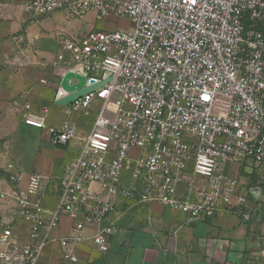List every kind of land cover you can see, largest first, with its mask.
I'll return each mask as SVG.
<instances>
[{"label": "built area", "instance_id": "obj_1", "mask_svg": "<svg viewBox=\"0 0 264 264\" xmlns=\"http://www.w3.org/2000/svg\"><path fill=\"white\" fill-rule=\"evenodd\" d=\"M22 8L31 19L95 13L129 27L91 31L59 49L51 66L56 99L68 72L87 86L112 76L65 107L60 127L48 126V109L26 105L27 123L54 145L77 142L79 150L60 177L6 165L10 188L0 203H13L15 217L2 220L0 264H40L54 243L76 263L88 228L106 254L122 218L119 201L160 204L188 223L224 212L251 219L264 188V37L246 22L264 28V0H23ZM81 110L97 112L83 136L72 121ZM251 176L254 185L245 182ZM64 218L71 233L59 236Z\"/></svg>", "mask_w": 264, "mask_h": 264}, {"label": "crops", "instance_id": "obj_2", "mask_svg": "<svg viewBox=\"0 0 264 264\" xmlns=\"http://www.w3.org/2000/svg\"><path fill=\"white\" fill-rule=\"evenodd\" d=\"M65 21L61 13L32 20L41 27L25 35L28 48L20 53L27 59L0 70V192L10 188L5 172L8 163H15L26 174L40 169L46 177H60L65 163L78 153L79 143L56 146L45 130L24 119L27 104L36 112L48 109L50 127L58 128L66 119V108L55 102L59 82L51 73L60 49L52 30ZM251 28L250 32L264 37V28L257 24ZM77 126L80 136L89 132ZM237 166H231L233 173ZM245 182L254 185L256 180L251 176ZM119 208L122 218L106 254L95 248L91 240L94 230L88 228L77 250L78 262L64 260L59 243H54L40 264H264V188L249 221L224 212L188 223L184 214L160 204L119 201ZM71 227V220L64 218L57 235L67 236Z\"/></svg>", "mask_w": 264, "mask_h": 264}, {"label": "rangeland", "instance_id": "obj_3", "mask_svg": "<svg viewBox=\"0 0 264 264\" xmlns=\"http://www.w3.org/2000/svg\"><path fill=\"white\" fill-rule=\"evenodd\" d=\"M23 0H0V70L9 69L12 64H16L19 60H26L24 54L20 53L26 50L28 47V40L25 38L29 30L41 27L40 23L32 24V20L35 22L37 19L26 20L24 10L22 8ZM60 14V13H59ZM63 15V14H62ZM64 16V15H63ZM25 17V18H24ZM65 18V16H64ZM39 20V18H38ZM59 28L54 27L52 31V38L57 41L60 48L62 45L71 39H82L91 31H106L115 29L117 26L129 27L126 21L112 23L107 19H97L95 13L88 14L83 18L78 19H66ZM24 58V59H23ZM81 110L77 113V119H74L75 124L79 125L83 129L90 130L97 116V112L94 110ZM75 116V117H76ZM131 181V175L128 172H124L121 177V182L128 185ZM51 197V196H50ZM50 202L53 204L54 199L51 198ZM1 205L0 211V232L2 228V220L8 217L13 218L15 212V205L5 204ZM17 231L26 232V225L23 220H17Z\"/></svg>", "mask_w": 264, "mask_h": 264}, {"label": "water", "instance_id": "obj_4", "mask_svg": "<svg viewBox=\"0 0 264 264\" xmlns=\"http://www.w3.org/2000/svg\"><path fill=\"white\" fill-rule=\"evenodd\" d=\"M71 80H76L78 82L71 83ZM111 81L112 76L99 83H94L91 81V85L87 86V79L85 76L75 72H68L61 82L64 95L56 99L55 102L60 107H68L75 104L78 100L82 99L86 95L95 93L97 90L104 87Z\"/></svg>", "mask_w": 264, "mask_h": 264}, {"label": "trees", "instance_id": "obj_5", "mask_svg": "<svg viewBox=\"0 0 264 264\" xmlns=\"http://www.w3.org/2000/svg\"><path fill=\"white\" fill-rule=\"evenodd\" d=\"M251 23L248 21V22H246V27H247V30L248 31H250V30H252L253 28H251Z\"/></svg>", "mask_w": 264, "mask_h": 264}]
</instances>
